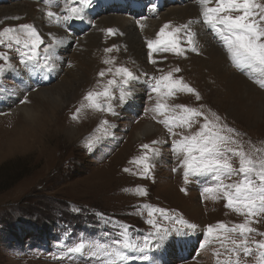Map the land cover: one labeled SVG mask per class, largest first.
Here are the masks:
<instances>
[{
  "label": "rangeland",
  "instance_id": "1",
  "mask_svg": "<svg viewBox=\"0 0 264 264\" xmlns=\"http://www.w3.org/2000/svg\"><path fill=\"white\" fill-rule=\"evenodd\" d=\"M151 1V4L155 3V0ZM137 2L143 5V9L138 12H144L145 16L128 15L129 0L124 5H108L104 10H91L92 4L90 8L85 9L88 13H85L84 19L67 21L72 27L69 34L63 30V25L57 24L46 14L49 9L59 13L60 8L64 9V0H51L52 5H60L59 9L46 7L40 0L0 1V9L6 6L29 4L37 13L38 16L25 13V15L0 17V29L8 25H34L44 40L40 48L39 62L43 59L44 47L52 43L53 38L64 41L55 49L56 67L52 73L46 72L48 76L46 78L43 70L33 69L31 65L26 68L21 63L18 59L20 54L15 46L8 49L5 45H0V52H6L9 56L7 62L0 60V64L12 65L10 68L6 66L4 71L0 72V264H93L92 258L69 254L67 248L80 240L110 243L119 237L122 231L121 224L128 227L132 239L142 241L154 231L147 223V210L142 207L143 205L167 209L171 216L182 217L189 223L197 225V228L191 231L192 234L194 233V239L192 242L184 243L190 230L183 225L175 224L174 220H164L157 213L155 217L157 221L170 230L169 240L162 246H153L147 251L148 260L140 259L144 253L129 251L128 255L131 259L125 264H217V252L220 253L221 260L227 255L226 248L221 247L219 242L214 241L204 248L200 247L206 239L207 226L223 222L231 227L243 223L245 217L226 207V201L222 197L212 199L210 193L204 192L206 187L215 184L212 174L190 175L185 182L183 168L179 166L182 157H177L173 147V140L179 139V135L172 136L164 124L159 122L162 116L153 111L157 95L152 92L151 86L154 82L152 78L178 67L180 71L174 72V77L185 80L184 83L194 88L200 98L197 99L195 93L180 91L174 96L167 97L166 102L170 105L183 104L197 108L210 119L214 118L212 114L215 113L220 117L222 125L234 128L239 133V135L229 134L227 129H224V134L234 135L239 141V144L230 146L242 145L244 151L253 154L254 158L264 155V101L257 115H249L245 110L234 113L231 104L225 102L223 98L226 91L220 87L209 86L211 84H206L201 76L194 73L193 62L205 58L200 52L201 48L198 47L196 32L199 29L195 28L194 23L191 28L196 33L198 51H191L185 43L184 55L158 52L152 57L156 63L150 62L147 40L155 39L165 23L171 22L172 26H177L190 20L164 21L157 28L155 27L151 36L139 34L141 54H143L141 66H137L136 62L130 59L126 45L120 41L123 35L119 29L99 28L98 34L101 37L99 67L91 72L89 81L79 90L76 98L72 99L69 95L60 101L49 99L43 103L45 107L38 108L36 117L40 116L45 122H49L45 126V135H39L40 142L5 153L6 144L17 136L21 126L16 122L18 115L14 111L25 105L35 106V101H30L29 98L37 90L46 86L57 87L61 73L72 68L69 54L78 48L85 35L94 29L100 19L99 14L104 13L110 17L121 12L123 15L131 16L137 31H140L144 19L151 17L153 12L156 13L145 4V1V3L139 0ZM182 2L183 0H163V9ZM20 11L18 8L17 12ZM12 17L19 19H11ZM37 20L39 22L41 20V23ZM199 20L202 22L201 17L195 21ZM204 27V36L207 35V38L206 40L203 38V41L212 43L229 58L226 48L216 35L205 25ZM109 28H114L115 34H109L107 32ZM108 48L113 50L105 51ZM60 57L62 58L59 59ZM106 59L113 60V63L105 64ZM120 66L127 67L139 77L128 86V90L136 88V94L121 103L119 89L114 88L115 98L111 102L116 115L84 108L79 118L74 120L73 114L80 107L85 94L89 90H102L103 84L114 75L113 72L100 77L99 72L109 67L114 70ZM228 66L264 93V88L256 82L260 78L258 74L250 76L246 70L237 69L231 60ZM37 69L40 70L37 74L38 79L26 77L27 72ZM43 100L38 99L40 103ZM45 117H50L55 122L45 120ZM29 119V123L32 124L34 117ZM103 120L109 122L106 135L97 131ZM144 120L156 124L158 131L139 140H133L136 131L134 127ZM203 122V117H199L193 123L191 130L185 128L173 130L177 133L190 134L197 131ZM94 135L100 136V139L89 149L88 140ZM152 141L159 143L152 144ZM142 144H150L160 153L152 158L151 163L154 166L147 177L138 174L141 166L133 162L134 158L145 151L141 148ZM257 149L260 150L259 153L256 152ZM231 160L233 167L238 168L239 158L231 157ZM240 178V175H232L225 177L224 180L225 183H232ZM137 186H142L147 191V195H137L134 191ZM194 205L197 207V212L191 211ZM100 214H103L102 217ZM109 218L119 223H105ZM255 219L259 222L253 223L252 227L258 232L249 234L250 241L264 239V236L258 234L264 232V215ZM174 226L182 228L187 234L178 236L172 231ZM229 235L237 240L242 238L235 233ZM179 245L181 249L185 248L183 252H178L181 250ZM228 247L230 248L231 245L229 244ZM163 249L168 252H163ZM171 253L173 256L170 255ZM241 259L245 264H255L256 253L254 251L247 257L241 253Z\"/></svg>",
  "mask_w": 264,
  "mask_h": 264
},
{
  "label": "snow or ice",
  "instance_id": "2",
  "mask_svg": "<svg viewBox=\"0 0 264 264\" xmlns=\"http://www.w3.org/2000/svg\"><path fill=\"white\" fill-rule=\"evenodd\" d=\"M51 3V0H47ZM200 6V17L203 24L209 28L226 48L231 63L242 71H247L250 76L259 75L256 82L261 88H264V0H197ZM76 4L77 6H72ZM93 0H64V9L67 15L61 17L58 13L47 10L46 14L56 23L61 21H71L73 19L82 20L85 18V9L90 8ZM156 5L151 9L154 11ZM11 19H19L12 17ZM200 21L190 20L185 24L172 26L171 22L165 23L156 34L153 40H147L149 49L148 56L150 62L155 64L152 59L154 53L172 52L176 55H184L186 49L184 44L193 51H198L195 40L196 33L193 32L191 25ZM139 23V22H138ZM143 28V25H141ZM109 34H115L116 30L107 29ZM62 39L53 38L43 49V63L39 62L40 48L44 40L40 33L32 24L8 25L0 29V45H5L8 49L16 47V51L21 56V63L27 68L30 65L39 68L45 72L55 70V48L62 44ZM108 48L105 51L111 52ZM0 60L7 62L9 56L6 52H0ZM105 64H112L113 60L106 59ZM12 67L11 64H0V72L5 67ZM177 67L159 77H153L152 92L156 93L157 100L153 111L162 116L159 121L164 124L172 136L179 135V139L173 140L174 152L180 159V167L183 168L185 182L188 177L197 175L212 174L215 184L212 187H206L205 193H210L212 199L223 198L226 201V207L232 209L239 215L245 217L243 223L234 224L229 227L223 222L215 225H208L206 229V239L200 247L204 248L212 242H219L221 247H225L227 255L223 260L220 259V253L217 252V264H245L241 259V253L245 257L250 256L255 251V264H264V239L249 240V234L257 233L258 230L252 227L253 223H258L256 217L264 215V155L253 157V154L245 152L243 146L231 147L232 144H239L235 139V134L239 135L236 129L228 128L220 123V117L215 113L210 119L205 113L197 108L188 107L183 104L170 105L166 98L174 96L177 92L186 91L195 93L199 99V93L184 83L182 78L174 77L173 73H178ZM113 78L108 79L103 84L102 90H89L83 97V102L73 114V119L79 118V114L84 108H89L98 112H110L116 115L112 100L115 98L113 89H119V101L121 103L129 99L133 93L128 90L131 82L139 79L127 67H109L99 72L100 77H105L113 73ZM119 77V79H116ZM46 78V77H45ZM98 83H100L98 81ZM23 102V101H22ZM203 117L204 122L199 129L190 134L183 132L177 133L174 128H185L191 130L193 123L197 118ZM108 121L103 120L97 131L103 134L108 133ZM227 133L224 134V129ZM100 139V136L94 135L88 140V147ZM158 141H152L157 144ZM141 148L145 151L134 158V163L141 166L138 173L147 177L154 166L151 161L154 156H158L159 150L150 144H142ZM260 152L259 149L256 150ZM231 157L239 158V167H233ZM176 169H173L175 171ZM129 171V169H125ZM232 175H240L238 181L225 183L224 178ZM184 191V189H181ZM139 196H146L147 191L142 186H137L134 190ZM203 195V193H202ZM147 210V223L153 230L142 241L132 239L128 227L120 225L122 231L119 237L113 241H88L80 240L67 248L69 254L84 258H92L93 264H125L131 257L129 251L144 253L140 259L148 260L147 251L153 246L160 247L170 238V230L162 226L156 217L158 213L164 220L173 221L175 224L183 225L188 230L194 231L197 225L189 223L182 217H173L169 210L150 205H143ZM101 217L103 214H100ZM119 223L112 221L111 218L105 223ZM178 236L186 235L182 228L172 229ZM231 233L239 234L240 240L233 238ZM264 236V232L258 233ZM155 241V245H154ZM231 245L229 248L228 245ZM252 245V246H250ZM254 246V247H253Z\"/></svg>",
  "mask_w": 264,
  "mask_h": 264
},
{
  "label": "bare ground",
  "instance_id": "3",
  "mask_svg": "<svg viewBox=\"0 0 264 264\" xmlns=\"http://www.w3.org/2000/svg\"><path fill=\"white\" fill-rule=\"evenodd\" d=\"M127 1L128 0H94L93 7L91 8V10L93 9L104 10V8L108 7V5L111 4L124 5L127 3ZM129 2L130 5L135 6L139 11L143 9V5L139 4L137 0H129ZM154 4L156 5V8L154 10L156 11V13L153 12L151 14V17H147L146 19H144L142 23L143 28L141 27V30L140 31L138 30L139 33L137 31V26H135L134 19H132L131 16L129 17L123 15L121 14V12H119V14L117 15H112L110 17L105 15L104 13L99 14L100 19L97 25L94 27L92 31L88 32V34L85 35L86 37L78 44V48H76L72 53H70L71 55L69 54V59L72 63V68H69V70H67L66 72L61 71L63 73H61V75L59 76L60 78H58L57 80V84H56L57 87L54 88L48 86L49 88H47L46 86L37 90L35 93H32L29 98L30 101L33 100L35 101V106L30 107L29 105L28 106L25 105L14 111V113L18 115V117H16L17 119L16 122L20 123L21 126H19L20 130L17 132L18 133L17 136L15 138L13 137L6 144L7 150L5 153H9L11 151L13 152L16 149H24L28 147L31 143L40 142L39 135L42 136L45 135V126H47L49 122H45L44 119L41 118L40 116H39L40 118L36 117L37 116L36 112L38 108L42 106L45 107L43 103L49 99L53 101H58V100L60 101L61 99L69 95L72 99L76 98L77 94L79 93V90H81V88L89 81L91 72L94 70V68L98 66L100 61L99 47L101 46V41H100L101 37L98 34L99 28L114 27L115 29H119V31L123 35V37L120 38V41L122 44L126 45L127 47L126 51L130 55V59L134 60L137 66H141L142 65L141 62H143L141 59V55L143 54H141L142 46L139 43L140 42L139 34L141 35L143 33L144 34L143 36H147V37L151 36L153 30L156 29L157 26H159L164 21H170V20H172V22L173 20L195 21L197 18L200 19L201 9L197 0L194 1L192 0V2L189 0H183L182 3L175 4L165 9H163L164 6L163 0H155ZM152 5L153 4L149 5L150 8ZM10 7L11 6H6L1 8L0 17L16 16L23 14L25 15V13L30 16L37 14L33 10V7L29 4L14 6L11 8ZM18 8H20L21 10L20 12H17ZM109 8L112 9L113 7H109ZM37 22L41 23V20L40 22L37 20ZM194 26L195 28L199 29L198 30L199 32L198 31L196 32L198 37L197 39L198 47L201 48L200 52L205 55V58H202L200 60H195L193 62L194 73L201 76L206 82V84L208 83L211 84V85L208 84L209 86H216V87H220V89L225 90L226 93L223 96V98L226 100L225 102L231 104V108H232L231 110L234 113L236 112L239 113L240 111L245 110L249 113V115L259 114V107L261 108L264 101V93L258 90L257 88H255L241 75L231 70L230 67L228 66L230 59L227 58L224 55V53H222L219 49H217L214 45H212V43H207L203 41V38L206 40L207 35L204 36L205 27L201 21L198 23H194ZM59 46H61V44ZM61 58L62 57H60L59 59ZM39 72H40L39 69H37L36 71L31 70L30 72L26 73V77L27 78L35 77L36 79H38L37 74ZM133 89L134 90H132L131 88L130 91H132L133 94H136L137 89L134 87ZM38 99H44L41 102L42 104L40 103V101H38ZM19 116H24V117L20 118ZM31 117H34L32 124L29 123L30 120L29 118ZM45 120H48L50 122H55L50 117H45ZM134 128L136 131L132 138L133 140H139L140 138L146 135L158 131V127L156 126V124L146 120L140 121ZM67 132L70 131L67 130ZM191 211L197 212V207L194 205ZM176 246L178 247V245ZM163 252L167 253L168 251L166 249H163ZM178 252H183V250L181 249V251ZM170 255L173 256L172 253ZM190 264H194V263H190Z\"/></svg>",
  "mask_w": 264,
  "mask_h": 264
}]
</instances>
